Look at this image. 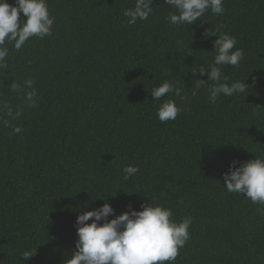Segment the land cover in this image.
<instances>
[{"label":"trees","instance_id":"trees-1","mask_svg":"<svg viewBox=\"0 0 264 264\" xmlns=\"http://www.w3.org/2000/svg\"><path fill=\"white\" fill-rule=\"evenodd\" d=\"M134 2L47 0L52 36L32 37L20 51L6 43L0 264H64L78 240L79 210L105 202L117 216L150 203L176 222L190 217V240L175 264H264V205L228 193L223 181L231 161L264 158V0H224V14L208 10L191 26L171 25L164 0H153L148 20L129 25L123 12ZM220 25L245 53L222 72L249 91L213 104L210 81L195 87L207 75L191 71L213 63ZM26 79L37 90L33 107L7 88ZM166 80L181 95L151 99ZM167 99L183 111L161 123L156 112ZM6 106L22 114L11 120ZM126 166L139 168L127 180ZM25 250L36 254L23 261Z\"/></svg>","mask_w":264,"mask_h":264},{"label":"clouds","instance_id":"clouds-1","mask_svg":"<svg viewBox=\"0 0 264 264\" xmlns=\"http://www.w3.org/2000/svg\"><path fill=\"white\" fill-rule=\"evenodd\" d=\"M164 5L174 11L167 17L171 25H194L208 11L214 15L225 12L224 0H164ZM153 0H135L134 6L124 10L126 23L135 25L138 21H146L154 11ZM21 14L25 17L20 19ZM55 17L48 9L47 0H15L11 5L7 0H0V70H6L9 49L6 43H12L15 50L20 51L32 37L43 39L52 36ZM214 41V61L207 69L199 67L191 71L207 75V81L195 80L196 89L209 81L208 95L215 104L221 96L234 97L249 91L246 82L233 81L228 83V77L222 72L224 66L238 67L244 60L245 53L237 48L235 37L221 31ZM248 77L246 78V80ZM255 84V80H253ZM34 80L26 79L23 83L12 80L7 86L9 92L19 94L28 107L35 106L37 90L33 87ZM30 89V91H29ZM182 89L171 81H164L151 89V99L160 101L169 94L180 96ZM195 95V92H193ZM6 115L16 120L22 109L13 112L11 106H6ZM183 111L172 99H167L157 109L156 116L161 123L174 121ZM6 125L10 121H5ZM22 128L13 127V133H20ZM139 171L136 166H126L123 169L127 180ZM224 188L228 193L243 194L253 204L264 205V158L240 162L233 160L228 171L223 174ZM106 199V198H105ZM100 199V200H105ZM90 205H84L87 208ZM142 210L128 211L115 215L114 209L107 202L91 211L79 210L75 222L78 240L75 249L64 264H175L180 250L190 240V217L176 222L173 213L163 206L141 204ZM109 216H114L110 221ZM88 221H92L88 223ZM103 221V223H101ZM31 250L20 253L19 259L30 260L34 255Z\"/></svg>","mask_w":264,"mask_h":264}]
</instances>
